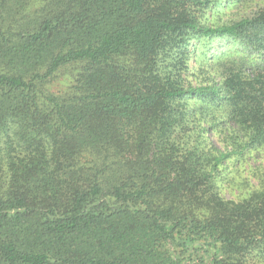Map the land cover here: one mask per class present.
Listing matches in <instances>:
<instances>
[{"label": "trees", "instance_id": "1", "mask_svg": "<svg viewBox=\"0 0 264 264\" xmlns=\"http://www.w3.org/2000/svg\"><path fill=\"white\" fill-rule=\"evenodd\" d=\"M217 4L0 0V264H264V166L220 187L264 152V4ZM215 38L239 49L217 80L156 63Z\"/></svg>", "mask_w": 264, "mask_h": 264}, {"label": "rangeland", "instance_id": "2", "mask_svg": "<svg viewBox=\"0 0 264 264\" xmlns=\"http://www.w3.org/2000/svg\"><path fill=\"white\" fill-rule=\"evenodd\" d=\"M218 4L208 9L203 22L206 19L212 24H221L223 22H231L238 20L254 10H257L264 4V0H247L235 2V0H214ZM161 55L157 58L156 63L159 67L168 66L172 78L180 83H185L192 87L205 83L208 78L219 79L221 70L214 66L217 58H233V54L239 53V49L234 47L232 43H228L223 39L215 38L210 44H204L197 40L191 41L187 46L168 45L161 50ZM125 59H122V64ZM165 62V63H164ZM62 72L57 79L54 80L50 89L53 92H64L69 88L72 82L73 74L76 73L75 68H71L68 72ZM215 141L218 138L215 136ZM264 166V152L256 159H249V164H241L233 160L229 162L227 182L223 181L220 185L221 190L228 199L237 198V189L239 186L244 188L246 192L250 186L256 185L257 180L251 173V169ZM251 167V169H250ZM261 171H264L263 169ZM240 191V190H239Z\"/></svg>", "mask_w": 264, "mask_h": 264}]
</instances>
